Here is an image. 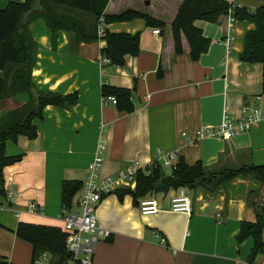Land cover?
I'll use <instances>...</instances> for the list:
<instances>
[{
    "label": "crops",
    "instance_id": "0c3cea01",
    "mask_svg": "<svg viewBox=\"0 0 264 264\" xmlns=\"http://www.w3.org/2000/svg\"><path fill=\"white\" fill-rule=\"evenodd\" d=\"M182 1H109L106 14L133 10L165 24L154 35L141 19L101 26L98 21L97 33L140 34L138 55L126 56L123 66L104 62L101 51L106 42L99 34L96 42H74L63 29L51 33L41 18L29 25L36 44L31 72L36 90L76 94L77 103L69 110L45 107L42 119L33 120L35 139L19 136L6 143L7 156H22L3 169L4 185L0 183V190L4 189L0 195V256L7 262L31 264V245L14 233L19 223L60 228L65 215L61 184L84 181L99 144L103 145L101 178L115 179L128 168L151 167L172 152H177L174 164L183 158L188 165L200 162L210 171L264 165V118L231 139L197 136L201 130L217 128L224 113L240 117L247 106L264 113L262 65L239 58L244 37L255 26L234 22L227 42L222 39V26L195 21L193 25L210 44L193 61L184 35L182 53L175 54L173 48L171 23ZM229 1L249 9L264 5V0ZM23 2L0 0V9ZM158 69L162 77L157 76ZM104 84L131 90L133 112H119L103 98ZM26 101L25 94L1 101L0 118ZM122 182L95 208L98 226L109 231L110 238L97 241L92 264H248L253 241L238 242L237 236L241 223L253 220L246 198L250 191L262 188L257 178L242 174L213 191L185 188L190 199L188 214L171 212L170 200L177 189H170L152 196L158 213L143 215L131 196L120 199L115 193L134 189L133 184ZM76 198L69 211H77ZM30 202H35L37 212H29ZM254 264H264V255Z\"/></svg>",
    "mask_w": 264,
    "mask_h": 264
},
{
    "label": "trees",
    "instance_id": "16d2710c",
    "mask_svg": "<svg viewBox=\"0 0 264 264\" xmlns=\"http://www.w3.org/2000/svg\"><path fill=\"white\" fill-rule=\"evenodd\" d=\"M110 0H24L21 4L9 3L0 9V102L20 94L27 95L23 106L7 112L0 118V183L4 185L3 169L21 161L22 156H7L6 143L16 141L19 136L33 140L37 137L34 119H42V111L47 106L65 110L71 109L77 103V95H60L51 91L36 90L31 79L35 62L36 44L33 41L29 25L41 18L45 25L55 34L65 30L71 34V41L92 43L99 39L97 23L102 18L106 25L112 23L130 22L141 19L152 29H163L165 24L148 15L127 10L120 14H106L105 9ZM36 10L31 17L28 14ZM229 12L236 21H248L255 29L244 37L243 51L240 60L245 63H260L262 65V94H264V5L254 9L239 6L229 0H183L172 23L171 34L175 54H181V35L186 38L190 58L196 61L209 47L210 41L202 36L200 29L193 23L197 20L217 24L223 28L224 39L229 28ZM88 18L90 22H86ZM106 47L101 55L115 66H123L126 56L135 57L139 53L140 34L103 32L101 37ZM157 76L162 77L161 69ZM103 98L114 97L116 109L129 114L133 112L132 91L101 86ZM247 174L258 178L262 188L250 191L246 198L247 208L251 211L253 220L243 221L237 241L251 238L253 245L247 258L248 264H254L264 255V165H242L237 168H224L210 171L202 163L188 165L183 158H178L169 175L159 162L151 167L138 169L134 175V189L115 191L122 199L124 195L132 197L134 205L138 200L157 193H166L170 189L198 187L213 191L218 186L229 182L239 175ZM82 182L63 181L61 184V203L65 210L70 209L72 200L80 190ZM4 195V189L0 190ZM15 236L29 243L32 247L31 264L44 253L51 256V264H64L68 259L65 249V234L59 227H49L34 224L19 223ZM0 264H11L0 256Z\"/></svg>",
    "mask_w": 264,
    "mask_h": 264
},
{
    "label": "built area",
    "instance_id": "2783aa9c",
    "mask_svg": "<svg viewBox=\"0 0 264 264\" xmlns=\"http://www.w3.org/2000/svg\"><path fill=\"white\" fill-rule=\"evenodd\" d=\"M229 28L233 24L231 12L228 17ZM104 23L101 18L99 25ZM228 28V31H229ZM104 31H99L102 37ZM152 34L158 35L159 30L153 29ZM228 35V33H227ZM228 42V36L225 37ZM104 62H108L104 58ZM113 105L116 104L114 97L107 98ZM264 118V113L258 107L247 106L242 109L240 117H234L228 113H224L220 125L214 129H205L197 133L198 137L203 136H219L225 139H231L239 134L248 132L254 125ZM103 145L99 144L95 158L88 167V175L82 182L80 190L76 196L77 211L65 210V215L61 218V230L65 234V249L68 254V259L64 264H92L94 255V247L98 240H106L110 238V232L98 226L95 217V208L103 198L114 191L118 183L124 181L125 184L135 185L134 175L136 170L128 168L125 173H121L115 179L110 177L101 178L98 174V168L102 161ZM177 157V152H172L165 155L160 165L162 168L173 169L174 160ZM123 183V182H122ZM9 198H13V194H8ZM29 212H37L35 202L29 203ZM138 209L143 215H153L158 213L157 201L154 197L141 198L138 201ZM170 210L174 213H189L190 199L187 195L185 187L178 188L175 196L170 200ZM157 237V236H156ZM159 244H164V239H159ZM45 261L51 264V256L47 253L42 254L35 262Z\"/></svg>",
    "mask_w": 264,
    "mask_h": 264
},
{
    "label": "rangeland",
    "instance_id": "374dc122",
    "mask_svg": "<svg viewBox=\"0 0 264 264\" xmlns=\"http://www.w3.org/2000/svg\"><path fill=\"white\" fill-rule=\"evenodd\" d=\"M164 172H165V174L169 175L171 172V169L166 167V168H164ZM60 228H61V226H60ZM39 262L42 264H47L45 261L39 260Z\"/></svg>",
    "mask_w": 264,
    "mask_h": 264
},
{
    "label": "water",
    "instance_id": "95a60500",
    "mask_svg": "<svg viewBox=\"0 0 264 264\" xmlns=\"http://www.w3.org/2000/svg\"><path fill=\"white\" fill-rule=\"evenodd\" d=\"M35 12H36V10L31 11V12L28 14L27 18L31 17ZM257 180H258V178H257Z\"/></svg>",
    "mask_w": 264,
    "mask_h": 264
}]
</instances>
